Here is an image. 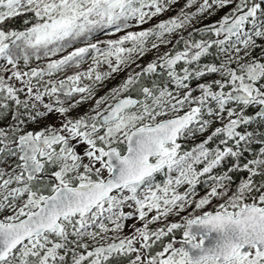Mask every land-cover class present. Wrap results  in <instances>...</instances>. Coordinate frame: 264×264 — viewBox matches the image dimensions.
Instances as JSON below:
<instances>
[{"label":"snow or ice","instance_id":"6c2138e0","mask_svg":"<svg viewBox=\"0 0 264 264\" xmlns=\"http://www.w3.org/2000/svg\"><path fill=\"white\" fill-rule=\"evenodd\" d=\"M176 3L0 0V264H264V0Z\"/></svg>","mask_w":264,"mask_h":264},{"label":"trees","instance_id":"16d2710c","mask_svg":"<svg viewBox=\"0 0 264 264\" xmlns=\"http://www.w3.org/2000/svg\"><path fill=\"white\" fill-rule=\"evenodd\" d=\"M184 3H185V0H178L177 3L175 5L172 6L171 10L169 12H166L164 14H162L161 16H159V18L157 19V21H154V22H151L150 24H148V27H151L153 24L155 23H158L160 20L162 19H167L169 16H172V15H176L180 8L184 6ZM192 11H195V6L193 7V9H191ZM228 11V9H221V10H217L215 15L213 16H210L208 17L207 19H204V20H201V21H197L196 22V27H202L203 25L205 24H208V23H212L216 20H219L226 12ZM22 24H21V21L20 20H14L11 24H10V27H21ZM188 31H191V29H188ZM183 35L187 36V32H184ZM194 38L195 39H199V34H194ZM174 40L176 39L175 37L173 38ZM183 48V42H180L179 44H176L175 45V48H173L172 45H168L166 47L162 46L161 49L159 50V54H163L165 51H177V50H182ZM157 56V52L156 51H152V52H149L147 54V62H150L151 60L155 59V57ZM215 61V56H209V57H206V58H203V63H212ZM40 63H43V62H40ZM33 66H35V62L33 64ZM87 65H84L82 66V68H86ZM155 80L157 83H160L161 81L167 83V77L166 75L164 74V72L162 71L161 73H158V74H155L147 79H145V84L147 85H150L151 82ZM133 95V97H138V93L137 92H132L131 93ZM255 112V109H251L249 114H253ZM26 118V117H25ZM45 121V118H41V122L40 123H36V122H31L27 125V130H37V129H40V125L43 124ZM14 123L13 119H12V114L10 113L9 116H8V120H5V121H1L0 120V127H6L7 125L9 124H12ZM248 131H253L255 133V136L256 137H260L262 135H264V121H254L252 125L249 126L248 128ZM197 139H200V137H197L196 139H190L189 141H185V142H182L183 143V147L185 150H188L190 149L191 147H193L196 143H199L197 142L196 140ZM218 143H213L211 144V147L215 148L217 146ZM258 147L259 145H254L253 148L255 151H258ZM253 154L252 151H250L249 153H247L248 157L250 158L251 155ZM228 162H226L227 164ZM224 167H221L220 169H218V171H224ZM165 176H157V182L158 183H161L165 180ZM198 191L200 192L201 195H203L204 193V186L203 185H200L198 186ZM173 218H171L172 220ZM160 225H152L151 227L152 228H155V227H158ZM126 233V231H125ZM114 264H127V258L125 257H117L114 261Z\"/></svg>","mask_w":264,"mask_h":264},{"label":"rangeland","instance_id":"374dc122","mask_svg":"<svg viewBox=\"0 0 264 264\" xmlns=\"http://www.w3.org/2000/svg\"><path fill=\"white\" fill-rule=\"evenodd\" d=\"M178 1V0H177ZM159 17L157 18H154L152 21H150L148 24H150L151 22H154V21H157ZM148 24H145L143 25L144 28H148ZM147 61V55L143 58V61L142 63H146ZM107 70L106 69V66L102 67L101 68V71H105ZM130 71V69H126L125 71L123 72H120L118 74H114L112 78L106 80L103 85H98L97 86V98L99 96H103L105 95L111 88L119 85L120 83H122V81L126 78V75L127 73ZM92 103L93 102H88V103H85L83 105H81L80 107H78L77 109H75L72 113V115H82L84 114L85 112H89L90 111V108L92 106ZM11 112H8V113H5L4 115L0 116V120L1 121H5V120H8V116ZM59 116L56 115V114H52L50 115L49 117H47L44 121L43 124L40 125L41 126H46V125H50V124H58L59 123ZM171 218H173L172 220H176L178 219V217H170L169 219L171 220ZM131 223V222H129ZM126 233L128 231V229L126 228L125 229ZM179 235V234H178ZM166 242V241H165ZM156 250H159V249H156Z\"/></svg>","mask_w":264,"mask_h":264},{"label":"flooded vegetation","instance_id":"af4514ba","mask_svg":"<svg viewBox=\"0 0 264 264\" xmlns=\"http://www.w3.org/2000/svg\"><path fill=\"white\" fill-rule=\"evenodd\" d=\"M161 72H162V70H161ZM37 130H39V129H37ZM196 141H197V142H200V139H197ZM213 143H218V141H215V142H213ZM213 143H212V144H213ZM158 175H159V176H160V175H161V176H164L162 173H161V174H158Z\"/></svg>","mask_w":264,"mask_h":264},{"label":"water","instance_id":"95a60500","mask_svg":"<svg viewBox=\"0 0 264 264\" xmlns=\"http://www.w3.org/2000/svg\"><path fill=\"white\" fill-rule=\"evenodd\" d=\"M160 72V71H159Z\"/></svg>","mask_w":264,"mask_h":264}]
</instances>
